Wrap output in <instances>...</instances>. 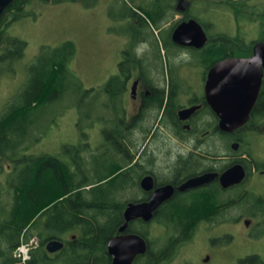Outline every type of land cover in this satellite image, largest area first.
<instances>
[{
    "label": "trees",
    "instance_id": "trees-1",
    "mask_svg": "<svg viewBox=\"0 0 264 264\" xmlns=\"http://www.w3.org/2000/svg\"><path fill=\"white\" fill-rule=\"evenodd\" d=\"M30 1L13 0L7 13L0 17V31L7 14L23 12ZM38 1L51 4L80 1L86 7L97 3V0ZM114 2H118L116 5L120 10L112 17L124 23L123 27L114 30L129 37V50L135 51L137 47L143 52L148 46L167 48L174 45L170 35L175 22L158 33L154 30L166 24L173 16V12L167 8L171 5L175 7V0H147L133 6L124 0ZM247 2L204 0L205 8L225 5L239 16L252 14L248 17L264 18V9L256 14L248 9ZM5 40L2 51H6L0 54V61H14L22 57L26 42L12 36ZM259 40H264V33ZM252 44L244 43L239 36L220 38L216 35V58L220 60L238 55L239 48L247 49ZM75 49L70 40L52 48L43 46L28 66V79L18 99H14L8 110L0 116V264H111L107 243L118 234L119 227L124 223L126 202L133 201V196L126 195L128 186L133 184V181L125 177L131 168L121 171L129 160L125 155L126 144L121 139L122 129L127 131L128 126L120 114L129 76L128 61L119 62L117 73L111 75L100 89L82 90L88 100L86 116L90 118L93 113L99 112V121L102 122L103 116L109 120V130L102 132L103 144L94 152L87 157L82 155L88 148L91 150L88 142L65 145L61 153L55 155L23 151L37 122L35 112L40 107L60 101L58 99L67 91L68 83L72 87L79 86L69 79L72 74L67 68ZM149 62L146 56H140L141 66H147ZM159 64L161 66V59ZM257 103L258 107L264 108V77ZM97 107L100 109H95ZM113 129L118 130L117 137L112 136ZM117 141L122 142L117 144ZM255 201L256 198L249 192L245 195L221 194L216 223L234 221L237 214L229 213L236 210L235 206L246 208ZM231 215L235 216L231 218ZM194 216L196 213L187 208H168L162 220L168 232L164 233L163 239L158 237L157 245L151 242L148 224L129 222L127 231L142 236L147 242L144 264H167L180 246L192 237L193 228L188 229V226ZM263 234L262 223L252 237L257 238ZM32 238H36L37 245L29 249V258L22 262L21 257L15 256V251ZM50 239L61 240L63 247L55 253H48L45 246ZM217 240L228 242L231 237ZM235 264H264V259L257 254H249L239 258Z\"/></svg>",
    "mask_w": 264,
    "mask_h": 264
},
{
    "label": "flooded vegetation",
    "instance_id": "flooded-vegetation-1",
    "mask_svg": "<svg viewBox=\"0 0 264 264\" xmlns=\"http://www.w3.org/2000/svg\"><path fill=\"white\" fill-rule=\"evenodd\" d=\"M9 6L2 14L7 13ZM171 6L167 8L170 12L177 7V5ZM181 15L182 19L178 20L179 23L192 18L204 29L207 39L202 47L181 46L175 44L171 38L174 44L172 47L148 46L141 52V48L137 47L135 51L129 50L128 37L118 61V63L129 62V76L120 113L121 119L128 126L127 131L122 129L121 139L126 144L125 155L129 159L121 171L131 168V172L125 174V177L133 181L126 193L127 196H133V201L128 202L135 204L148 202L156 190L164 188L168 191V187L172 189L170 196L152 210L148 222H144L141 218L134 221L149 225L151 242L157 245L158 237L163 239L164 233L168 232L164 227L165 224L162 223L168 208H187L188 211L196 213L188 226V229L193 228L192 237L180 246L176 255L167 264L176 260L181 249L192 246L203 229L206 230L203 231L204 241L216 243V225L221 224V222L216 223V213L220 211L221 194L227 196L229 193L253 194L256 198L253 205L246 208L234 207L237 214L234 221L236 224L243 225L247 231L254 227L258 229L262 223L264 224V190L259 192L255 188L256 183H262V189H264V182L260 180L264 177V158L257 157L253 149L255 141L257 144L261 143V139L264 140V108L258 107L257 103L263 86L264 73L255 103L248 114V120L231 131H222L219 127V117L208 102L207 95L209 71L216 62L222 60L216 58V30H211L209 25L198 21L199 17L196 18L189 7L183 6ZM177 24L175 21L172 31ZM171 25L162 24L154 31L158 33ZM259 41L264 40H252L251 47L242 49L244 52L249 50L245 52V55L229 57L251 56L254 44ZM211 44H213L212 47ZM140 56L150 59L147 66H141ZM159 59L162 62L161 66ZM212 82L213 96L216 99V76ZM126 98L132 102L131 109L129 105H125ZM182 111H184L183 118L180 117ZM103 120L101 122L102 140V132L109 130V120L104 116ZM118 135V130L113 129L112 136ZM102 144L103 141L91 147L89 153L94 152ZM256 147L259 146L256 145ZM234 165H240L245 176L238 184L223 188L220 185L219 176ZM146 178H149L151 182L149 189L141 185ZM245 212L250 214L245 215ZM248 235L252 236L249 233ZM261 238H264V234L257 237V239ZM144 255L145 253L137 255L132 264H144L146 262ZM184 257L187 259L183 263H188L190 253L183 254L182 258ZM208 257L210 258L211 254Z\"/></svg>",
    "mask_w": 264,
    "mask_h": 264
},
{
    "label": "rangeland",
    "instance_id": "rangeland-1",
    "mask_svg": "<svg viewBox=\"0 0 264 264\" xmlns=\"http://www.w3.org/2000/svg\"><path fill=\"white\" fill-rule=\"evenodd\" d=\"M124 1L129 6H133L140 1L145 3L147 0ZM181 2L175 0L174 5L177 7L172 10L173 16L166 24L181 20L182 7L186 6L191 8L203 23L209 25L211 30H216V35L220 38L240 36L247 44L259 39L264 33V18L248 17L252 14L239 16L225 5H211L205 8L204 0ZM116 3L118 4L114 0H97L95 5L86 7L80 1L51 4L31 0L23 12H14L6 16V22L0 31V54L6 51H2V47L9 36L25 41L26 48L22 57L14 61H0V116L8 110L14 99H18V94L28 79V66L43 46L52 48L70 40L76 48L67 68L72 74L69 79L77 82L79 86L72 87L68 83L67 91L58 99L60 101L40 107L35 112L37 122L32 130L33 134L26 141L24 153L55 155L60 154L65 145L88 142L91 149L103 141L101 121L98 118L100 113L95 112L90 118L86 116L88 100L82 90L91 88L98 90L111 75L117 73V63L128 36L118 34L114 30L124 25L123 22L112 17L120 10ZM144 3L143 5L146 6ZM247 4L248 9L256 14L264 9V0H248ZM245 52L238 49V55H245ZM125 100V105H129L131 109L132 102L127 98ZM256 142L253 143L254 153L257 157L264 158V140L261 139V143L256 144ZM85 151L82 155L87 157L89 148ZM260 180L264 182V177ZM255 188L259 192L264 190L262 183H256ZM235 213L236 211H231L229 214ZM234 216L231 215V218ZM228 222L216 225V240L230 236V241L217 240L215 244H211L209 240L205 242L203 231L206 230L203 229L194 244L181 249L179 256L170 264H235L239 258L249 254H257L264 259V238L257 239L248 235L255 233L257 228L247 231L243 225L236 224L235 221ZM30 243L35 247L36 238H32ZM18 249L15 252L20 253L22 262L29 258L28 253L24 257L23 252ZM186 253H190V257L188 263H183L187 257L182 258V256ZM208 253L211 254L210 258Z\"/></svg>",
    "mask_w": 264,
    "mask_h": 264
},
{
    "label": "water",
    "instance_id": "water-1",
    "mask_svg": "<svg viewBox=\"0 0 264 264\" xmlns=\"http://www.w3.org/2000/svg\"><path fill=\"white\" fill-rule=\"evenodd\" d=\"M13 0H0V16ZM172 41L181 46L202 47L207 39L202 26L194 19L181 21L171 34ZM264 73V41L256 42L253 53L248 57H229L216 62L209 71L207 95L208 102L216 110L219 117V127L222 131H231L248 120V114L258 95ZM216 76V99L213 96V79ZM210 86V89H209ZM180 112V117L183 118ZM236 148V145H234ZM217 176V174H216ZM245 176L240 165H234L219 176L220 185L226 188L238 184ZM141 185L145 189L151 187L149 178L144 179ZM153 192L148 202L135 204L128 202L125 206L124 223L119 227V234L112 237L107 243V253L111 257V264H132L135 257L144 254L147 249L146 240L135 233H125L128 223L141 218L148 222L151 212L156 206L168 198L171 187ZM183 188V187H181ZM248 224V222H246ZM30 248V245H26ZM63 247V242L50 239L46 243V250L54 253Z\"/></svg>",
    "mask_w": 264,
    "mask_h": 264
},
{
    "label": "built area",
    "instance_id": "built-area-1",
    "mask_svg": "<svg viewBox=\"0 0 264 264\" xmlns=\"http://www.w3.org/2000/svg\"><path fill=\"white\" fill-rule=\"evenodd\" d=\"M26 245H27V244H25V245H21L20 247H18V248H19L18 250L21 251V252H23L22 255L24 254V257L26 256V254H27V249H28V248L26 247ZM22 247H23L24 251L21 249ZM16 255L19 256L20 253L17 252Z\"/></svg>",
    "mask_w": 264,
    "mask_h": 264
},
{
    "label": "bare ground",
    "instance_id": "bare-ground-1",
    "mask_svg": "<svg viewBox=\"0 0 264 264\" xmlns=\"http://www.w3.org/2000/svg\"><path fill=\"white\" fill-rule=\"evenodd\" d=\"M39 102H40V101H39ZM21 249L24 251L23 247H22Z\"/></svg>",
    "mask_w": 264,
    "mask_h": 264
}]
</instances>
